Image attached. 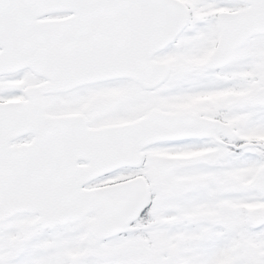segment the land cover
I'll return each instance as SVG.
<instances>
[{
    "label": "snow or ice",
    "instance_id": "snow-or-ice-1",
    "mask_svg": "<svg viewBox=\"0 0 264 264\" xmlns=\"http://www.w3.org/2000/svg\"><path fill=\"white\" fill-rule=\"evenodd\" d=\"M0 264H264V0H0Z\"/></svg>",
    "mask_w": 264,
    "mask_h": 264
}]
</instances>
